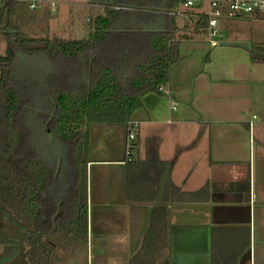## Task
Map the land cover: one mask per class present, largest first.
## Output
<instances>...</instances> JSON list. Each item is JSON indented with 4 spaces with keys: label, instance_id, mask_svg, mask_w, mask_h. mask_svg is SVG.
<instances>
[{
    "label": "crops",
    "instance_id": "crops-1",
    "mask_svg": "<svg viewBox=\"0 0 264 264\" xmlns=\"http://www.w3.org/2000/svg\"><path fill=\"white\" fill-rule=\"evenodd\" d=\"M32 1H11L27 38L54 37L34 29L51 32L57 22L68 29L73 7L88 36L91 17L116 0H37L36 9ZM26 9L36 25L24 22ZM237 21L264 31L263 13L224 16L219 45L204 30L181 42L164 94H147L132 115L140 121L134 163H123L125 124L93 126L87 241L73 243L69 264H264V59H251L264 33L250 29L245 40L222 28ZM110 135L120 138L118 154L96 157Z\"/></svg>",
    "mask_w": 264,
    "mask_h": 264
},
{
    "label": "trees",
    "instance_id": "trees-1",
    "mask_svg": "<svg viewBox=\"0 0 264 264\" xmlns=\"http://www.w3.org/2000/svg\"><path fill=\"white\" fill-rule=\"evenodd\" d=\"M181 1L108 3L79 40L23 37L12 22L17 3L5 5L0 230L7 232L0 233V264H65L60 251L71 255L74 242L87 241L91 130L125 124L143 107L144 96L164 94L172 66L182 59L181 42L198 31L207 33V16L200 11L194 14L195 31L182 33ZM254 50L252 60L264 59V47ZM32 60H43L47 68L33 67ZM24 66L28 77L35 72L50 85L39 91L37 84L38 94L29 82L20 83ZM61 178L71 182L67 196Z\"/></svg>",
    "mask_w": 264,
    "mask_h": 264
},
{
    "label": "rangeland",
    "instance_id": "rangeland-1",
    "mask_svg": "<svg viewBox=\"0 0 264 264\" xmlns=\"http://www.w3.org/2000/svg\"><path fill=\"white\" fill-rule=\"evenodd\" d=\"M202 9H203V7L198 4V5L193 6L190 9H187L183 12L177 11V13H179L177 16V23L179 26L184 28L182 33L192 34V32L195 31L194 26H193V22H194L193 19L195 17L194 14L196 12H199V11L202 12L203 11ZM53 12L55 14V15H53V18L55 16H58L59 13L57 10H53ZM79 12H81L79 8L73 7V14H72V8H71V15H70L71 17L68 18L69 27L66 30H62V28H61L62 23L57 22L58 28L56 26V28H57L56 30H55V28H53V30L51 32H48L49 30H43L41 27H37L34 29V32H38L39 34H42V36H46L48 34V35H55L57 37L64 38V39H70V40H79V39L86 38L87 35L85 32V28H84L85 27L84 24L86 23V21H85V18H83L81 20V16L78 15ZM88 12H89V10H83L82 11L83 15H85V16H88ZM34 15H35V12H33V10L32 11L27 10V9L24 10L22 18H23L24 22L27 23V26L36 25V24H34V20H35ZM251 15L252 14H243V16L247 17L248 19H250ZM37 17L39 19L40 16L38 15ZM244 19H246V18H244ZM53 23H56V22H51L49 19H47L43 25H50V24L52 25ZM250 23L251 24H249V21L246 24H244V22H240V21L231 22L230 23L231 26L228 25L225 28V26L223 25L222 28L224 30L225 29H227V30L231 29V31H227V32H231V35L234 37L235 36H239V37L242 36V37H244L245 40H247L245 38V36H246L245 34L249 33L250 29H251V33L253 35H257L258 33L261 34V32L264 33L263 29H260L257 26V23H255L253 21H250ZM39 24L41 25V21ZM6 50H7V39H6V36L0 32V56L5 55ZM32 61L34 62L33 67H35L37 65L38 69L40 66L47 68L48 63H46V62L44 63L43 60H38V61L32 60ZM17 79L18 80L19 79L25 80V81L29 82V84L34 86L33 92H37L38 94H39V92L37 91L38 85L41 88L39 91H43L45 88L48 87V85H50V83H48L45 78H43V79L38 78L37 79L35 72H34V75L29 73V77H28L26 74V71H25V66H24V71H22V67L20 68ZM20 83H21V81H20ZM132 119H135V118L133 117ZM124 126L126 129V123ZM113 127L118 128L119 132H122V126L121 125L113 126ZM126 135H127V131L125 133V139H126ZM136 138H137V136H136ZM125 139H124V141H125ZM124 145H125V142H124ZM119 147H120V138L117 136H111L110 135L107 137L106 140H103V142L97 147L96 157H101V156H105V155L114 156L115 154H118ZM47 151H49V146L47 147ZM64 176H66V174H64ZM68 176H69V174H68ZM68 176H67V179H68ZM70 184H71L70 181H64V179L61 178L60 185L64 189L63 195L67 196V190L70 188V186H71ZM6 232L7 231H5V230H2V231L0 230V233H6ZM75 250L76 249H74L72 253H74ZM0 251H1V245H0ZM60 252H61V256L65 259V261H68L67 259L70 258V255H66L65 253H63V251H60ZM92 256L94 258V263H95V259L98 256V252L95 251V249H94V253ZM65 264H69V263H65ZM90 264H91V259H90Z\"/></svg>",
    "mask_w": 264,
    "mask_h": 264
},
{
    "label": "built area",
    "instance_id": "built-area-1",
    "mask_svg": "<svg viewBox=\"0 0 264 264\" xmlns=\"http://www.w3.org/2000/svg\"><path fill=\"white\" fill-rule=\"evenodd\" d=\"M10 1L12 0H0V8ZM198 4L203 7L202 12L207 16V36L212 46L219 45L221 36L219 30L220 18L224 16L238 17L243 14L253 13L264 14V0H182L177 7V11L182 12ZM29 6L32 9L38 8V1L33 0ZM139 126L140 121L136 119L131 118L126 122L127 135L124 145L123 163L131 162L136 155V136Z\"/></svg>",
    "mask_w": 264,
    "mask_h": 264
},
{
    "label": "flooded vegetation",
    "instance_id": "flooded-vegetation-1",
    "mask_svg": "<svg viewBox=\"0 0 264 264\" xmlns=\"http://www.w3.org/2000/svg\"><path fill=\"white\" fill-rule=\"evenodd\" d=\"M66 255H69V254H66ZM72 255V254H71ZM71 255H70V257H71Z\"/></svg>",
    "mask_w": 264,
    "mask_h": 264
}]
</instances>
